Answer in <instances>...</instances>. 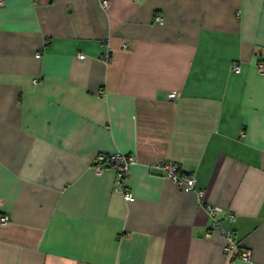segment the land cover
Returning <instances> with one entry per match:
<instances>
[{
	"label": "crops",
	"instance_id": "obj_1",
	"mask_svg": "<svg viewBox=\"0 0 264 264\" xmlns=\"http://www.w3.org/2000/svg\"><path fill=\"white\" fill-rule=\"evenodd\" d=\"M3 1L0 264H264V0ZM117 152L125 187L92 168Z\"/></svg>",
	"mask_w": 264,
	"mask_h": 264
},
{
	"label": "built area",
	"instance_id": "obj_2",
	"mask_svg": "<svg viewBox=\"0 0 264 264\" xmlns=\"http://www.w3.org/2000/svg\"><path fill=\"white\" fill-rule=\"evenodd\" d=\"M4 1L0 0V4ZM111 5L110 0H102V8L107 10ZM162 17L160 15L156 16V20H161ZM85 55L80 54V57L83 58ZM109 55H106L105 60L108 61ZM233 70L236 72L241 71L240 65H235ZM258 72L264 73V63L260 62L258 64ZM37 81V80H36ZM170 99H175L178 97V93L170 92L168 94ZM137 163V156L132 153H99L97 154L92 161V168L97 175H101L108 168H113L117 172V180L120 185L125 187L127 184L128 178L130 176L133 165ZM155 168L161 171V175L176 184H178L183 190L190 191L196 190V178L193 173L187 172L182 169L181 165L177 162L173 161H160L154 165ZM198 198L200 202L205 206L208 210L211 218H212V228L219 229L226 237L227 243L224 246L225 253L231 259H242L246 261L251 260L252 252L248 248H244L240 245L236 237V233L234 230L229 229L226 230L222 227L221 224V215L224 210L221 206L211 204L204 201L205 191L200 189L196 190ZM124 198L126 200H134V193L131 190L123 189ZM225 217L229 221H234L236 219V214L227 211L225 212ZM9 221V217L7 215L0 216V223L6 224Z\"/></svg>",
	"mask_w": 264,
	"mask_h": 264
}]
</instances>
